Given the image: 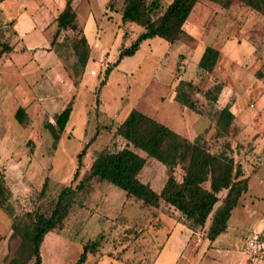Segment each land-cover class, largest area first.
Instances as JSON below:
<instances>
[{"label":"rangeland","instance_id":"1","mask_svg":"<svg viewBox=\"0 0 264 264\" xmlns=\"http://www.w3.org/2000/svg\"><path fill=\"white\" fill-rule=\"evenodd\" d=\"M64 2H0V43L12 47L10 52H0V172L11 191L10 202L16 214H48L59 190L78 183L93 151L123 146L125 142L113 134L131 109L188 139L203 134L211 152L233 157L249 184L232 212L226 232L229 236H222L199 259L192 252L207 241L202 229L196 230L198 237H204L197 243L196 235L191 236L182 223L172 224L171 217L182 221L181 217L163 202L153 212L126 199L116 185L92 179L76 193L62 228L44 235L39 264H73L82 243L99 235L102 248L88 254L82 264H237L246 258L248 264H258L264 254L251 260L245 243L264 221V17L237 0L226 9L200 0L183 24L178 40L169 43L159 37L148 39L113 66L121 47L129 45L140 30L121 23V0H72L77 27L61 30L51 42L54 18ZM167 2L162 0L163 5ZM25 5L27 9L22 8ZM109 5L113 6L111 10ZM30 16L36 28L24 35V40L12 23L2 21L15 18L19 28ZM81 35L87 48L82 64L74 50ZM207 45L219 51L211 72L197 67ZM109 65L112 68L101 86ZM178 79L189 80L197 87L200 114L173 99ZM214 83L221 84L222 89L216 102L209 103L203 92ZM69 101L71 113L65 130L53 145L47 125ZM226 103L231 104L233 120L228 133L218 136L209 112ZM19 106L28 116L24 125L14 118ZM108 125L109 130L102 128ZM96 129L99 134L86 148L80 174L70 182L76 154ZM180 173L177 168L176 176ZM138 177L159 191L165 170L158 160L148 157ZM249 203L252 214L245 215L241 205ZM10 226L11 218L0 209V264L9 263L20 242L18 236L11 235ZM164 241V250L155 257L157 244Z\"/></svg>","mask_w":264,"mask_h":264},{"label":"trees","instance_id":"2","mask_svg":"<svg viewBox=\"0 0 264 264\" xmlns=\"http://www.w3.org/2000/svg\"><path fill=\"white\" fill-rule=\"evenodd\" d=\"M1 1V0H0ZM200 0H169L163 5L162 0H121L119 16L122 24L130 23L139 27L136 37L127 46H122L117 55V64L122 58L132 55L142 42L152 38H162L173 43L181 36L183 24L195 4ZM221 8H228L235 0H206ZM264 17V0H237ZM113 8L109 5V9ZM57 28L52 41L64 29H76L77 20L72 0H65L63 7L55 17ZM11 24V22H8ZM1 32V31H0ZM1 51L10 52L12 47L7 42L0 43ZM82 48V49H80ZM77 59L82 64L87 56L86 39L81 35L74 44ZM219 51L212 46H205L197 61L200 71L211 72L216 64ZM112 66L105 68L104 79ZM222 86L214 83L203 92L205 100L215 103ZM198 89L189 80L178 79L174 86L173 99L200 114L196 95ZM71 101L64 109L55 114L47 125L53 145L65 130L71 113ZM230 103L209 112L214 118L216 135L227 134L233 120ZM14 118L22 125L27 123L28 116L19 106ZM109 130L110 126H102ZM99 134L96 129L93 136L76 154V167L71 181L80 174L86 148ZM115 136L125 143L120 148L104 147L92 152V159L78 183L63 186L52 203L48 214L29 211L22 214L14 212L11 204V191L7 187L3 172H0V209L11 218V235L19 237L20 242L8 264H39L41 257L39 247L44 235L58 231L68 215L79 190L84 189L90 180L111 183L124 191L126 199H133L140 206L152 208L153 212L163 204L170 207L181 217L190 230L202 229L204 236L212 241L227 227V221L239 198L248 190V177L233 157L224 152H211L203 134L188 139L167 125L158 122L151 116L131 109L114 130ZM158 160L164 167L165 178L159 191L152 189L149 181L138 177L146 163V158ZM181 173L176 176V169ZM102 237L99 235V238ZM98 239L82 243L81 252L73 264H82L87 255L95 254L102 248Z\"/></svg>","mask_w":264,"mask_h":264},{"label":"crops","instance_id":"3","mask_svg":"<svg viewBox=\"0 0 264 264\" xmlns=\"http://www.w3.org/2000/svg\"><path fill=\"white\" fill-rule=\"evenodd\" d=\"M2 1H4V0H1L0 2H2ZM23 9H27V5H25V6H23L22 7ZM59 11H57V13H58ZM57 15V14H56ZM56 17V16H55ZM55 19V18H54ZM2 20V19H1ZM3 22H11L12 24H13V28H14V31L15 32H17V34L24 40V35H26V34H28L30 31H32V30H34L35 28H36V24H35V22H34V20L32 19V17L30 16V17H27V18H24V20H22V22L20 23V27L19 28H17L16 26H15V23H16V20H15V18H7V19H4V20H2ZM55 24H56V21H55ZM56 28H57V24L55 25V30H56ZM27 46V45H26ZM27 48L28 49H35V47H30V46H27ZM33 49V50H34ZM238 203H239V201H238ZM237 203V204H238ZM237 204H236V206H237ZM252 204L251 203H249V205H247L246 206V204L245 205H241L242 206V211H243V213L245 214V215H251L252 213V210H250L251 208H250V206H251ZM236 206L232 209V211H231V213H230V216H229V218H228V221H227V227H226V229H225V231L224 232H222V233H220L218 236H216V238L214 239V240H212V241H209L208 239H207V241L205 242V244H204V246L202 247V248H196V250L194 251V249H193V252H192V254H194L195 253V255L197 256V258H202L211 248H213V247H215V245L214 244H217V242H218V240L222 237V236H229V235H226L227 233V230L229 229V226H230V218H231V216H232V212L235 210V208H236ZM161 208V207H160ZM250 208V209H249ZM159 210V209H158ZM172 210V209H171ZM161 213H163L162 211H161ZM167 215V214H166ZM175 215L176 216H178V214L175 212ZM169 216V215H168ZM172 218V224L173 225H175V224H177L178 222H180V223H182V221H179V220H177V218H173V217H171ZM263 220H264V218H263ZM186 228H187V230H188V232H189V234L191 235V236H193V235H196V238H195V242H197V243H200V242H202V240H203V238L205 237H198V234L196 233V232H193L192 230H190L184 223H182ZM160 227V226H159ZM48 233V232H47ZM262 233H263V235H262ZM253 234H256V235H258L259 237H260V254H259V256L261 257V256H263V252H264V221H263V223H262V225L259 227V228H257L256 229V231L253 233ZM169 237V236H168ZM168 239V238H167ZM250 239V236L247 238V242L245 243L246 244V248H245V250L247 251L248 250V240ZM42 243V242H41ZM166 245V241H164V242H162V243H159V244H157V246L156 247H158L157 248V252H156V256L155 257H157V256H159L161 253H162V251L164 250V246ZM223 245H225V244H223ZM235 246H236V248L239 250V246H237V243L236 244H234ZM244 245V244H243ZM40 248V247H39ZM259 257V258H260ZM248 260H247V258H246V261H242V260H240V261H238L237 262V264H248V262H247ZM258 264H264V257H263V260H259V263Z\"/></svg>","mask_w":264,"mask_h":264},{"label":"built area","instance_id":"4","mask_svg":"<svg viewBox=\"0 0 264 264\" xmlns=\"http://www.w3.org/2000/svg\"><path fill=\"white\" fill-rule=\"evenodd\" d=\"M249 258L251 260L256 259L260 254V237L258 235H252L248 240Z\"/></svg>","mask_w":264,"mask_h":264}]
</instances>
